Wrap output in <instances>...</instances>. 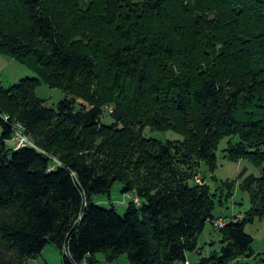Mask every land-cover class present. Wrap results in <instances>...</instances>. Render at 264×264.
I'll use <instances>...</instances> for the list:
<instances>
[{
  "label": "trees",
  "instance_id": "16d2710c",
  "mask_svg": "<svg viewBox=\"0 0 264 264\" xmlns=\"http://www.w3.org/2000/svg\"><path fill=\"white\" fill-rule=\"evenodd\" d=\"M0 56L34 75L0 84V264L47 245L61 264L257 257L245 226L264 218V0H0ZM42 84L63 92L57 106ZM17 128L32 146L16 148ZM221 142L260 176L240 183L251 208L216 226L220 249L202 257L217 195L194 177L215 172ZM116 183L132 196L122 216L94 204Z\"/></svg>",
  "mask_w": 264,
  "mask_h": 264
},
{
  "label": "rangeland",
  "instance_id": "374dc122",
  "mask_svg": "<svg viewBox=\"0 0 264 264\" xmlns=\"http://www.w3.org/2000/svg\"><path fill=\"white\" fill-rule=\"evenodd\" d=\"M33 73L27 68L19 65L14 60L0 56V84L3 87L11 86L12 84L18 83L21 79L33 77ZM38 98L46 101L48 107H55L64 98V94L59 89H51L47 85H40L36 90ZM2 129L0 126V135ZM145 135L150 136L154 139L165 142L167 140H181V137L173 132H154L151 133L149 130L145 131ZM224 147V142H221L217 158V168L213 174L205 171L203 168L198 173L199 185L206 182L211 187V190L216 193L215 198V209L213 211L216 223H224L226 220H235V218H242L244 214L251 208L250 197L247 192H243L240 189V183L247 176L253 175L255 177L260 176V171L256 169L247 161L230 162L224 158L221 150ZM244 172L243 178L239 179L240 173ZM205 179V180H203ZM236 181L235 188L232 191V196L227 197V191L222 194V183L225 181ZM122 184L116 183L109 196L103 195L98 196L94 199V204L101 206L105 209H110L114 206L118 215L122 216L125 212L127 205L131 202V195H123ZM211 223H207L203 232L198 238V247L201 249L200 253L202 257H209L214 252H218L220 249V237L218 232L215 230ZM245 233L253 238L252 249L256 258L251 259H240L241 264H264V218L257 219L251 224L245 226ZM53 252L58 258L61 259L59 250L52 245H47L43 252L36 258L28 260L29 264H44L45 260H52ZM187 257L193 264L199 261V256L196 252L188 253ZM97 264H109L103 253L96 254ZM130 264L126 257L121 256L117 262L113 264ZM60 264V263H59ZM182 264V263H177Z\"/></svg>",
  "mask_w": 264,
  "mask_h": 264
},
{
  "label": "built area",
  "instance_id": "2783aa9c",
  "mask_svg": "<svg viewBox=\"0 0 264 264\" xmlns=\"http://www.w3.org/2000/svg\"><path fill=\"white\" fill-rule=\"evenodd\" d=\"M1 117H2V119L5 122L8 121V117H6V116H1ZM12 141L15 143L16 148H21V147H26V146H32V142L29 140L28 136H26L22 132V130H20L19 128H17V129L14 130ZM55 162H57V161L55 160ZM51 169H53V168H51ZM198 178H199L198 176H195L194 177V181L199 184L200 181H197ZM224 224H225V222L224 223L223 222L222 223H216L215 222V226H219V227H223Z\"/></svg>",
  "mask_w": 264,
  "mask_h": 264
},
{
  "label": "crops",
  "instance_id": "0c3cea01",
  "mask_svg": "<svg viewBox=\"0 0 264 264\" xmlns=\"http://www.w3.org/2000/svg\"><path fill=\"white\" fill-rule=\"evenodd\" d=\"M12 144V143H11ZM13 145V144H12ZM60 253V252H59ZM119 259V258H118ZM118 259L116 260V261H114V262H117L118 261ZM187 260H188V264H190L191 262H190V260H189V258L187 257ZM108 262V261H107ZM114 262H108L109 264H113ZM123 263L122 264H125V261H122ZM61 264L62 262H61V259L60 258H58L57 256H56V254L53 252V254H52V260H45L44 261V264ZM118 264H120V263H118Z\"/></svg>",
  "mask_w": 264,
  "mask_h": 264
}]
</instances>
